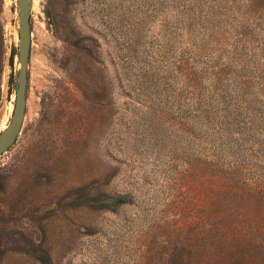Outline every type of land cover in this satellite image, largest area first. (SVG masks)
<instances>
[{
  "label": "rangeland",
  "instance_id": "374dc122",
  "mask_svg": "<svg viewBox=\"0 0 264 264\" xmlns=\"http://www.w3.org/2000/svg\"><path fill=\"white\" fill-rule=\"evenodd\" d=\"M26 68L0 264H264V0H32Z\"/></svg>",
  "mask_w": 264,
  "mask_h": 264
},
{
  "label": "water",
  "instance_id": "95a60500",
  "mask_svg": "<svg viewBox=\"0 0 264 264\" xmlns=\"http://www.w3.org/2000/svg\"><path fill=\"white\" fill-rule=\"evenodd\" d=\"M32 0H17V62L14 76V99L9 120L0 130V154L15 141L26 107L27 61L30 51V14Z\"/></svg>",
  "mask_w": 264,
  "mask_h": 264
},
{
  "label": "trees",
  "instance_id": "16d2710c",
  "mask_svg": "<svg viewBox=\"0 0 264 264\" xmlns=\"http://www.w3.org/2000/svg\"><path fill=\"white\" fill-rule=\"evenodd\" d=\"M1 36H0V42H1ZM107 199H109V202L111 204H118V203H121L123 200L120 199V198H112V197H108Z\"/></svg>",
  "mask_w": 264,
  "mask_h": 264
}]
</instances>
